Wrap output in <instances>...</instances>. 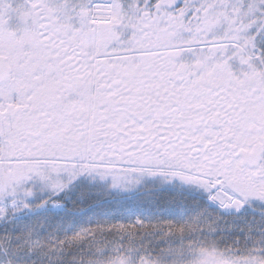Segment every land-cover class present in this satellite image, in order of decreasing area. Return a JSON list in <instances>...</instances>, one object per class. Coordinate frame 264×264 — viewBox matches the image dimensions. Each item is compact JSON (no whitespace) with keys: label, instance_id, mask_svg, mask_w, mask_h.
Instances as JSON below:
<instances>
[{"label":"snow or ice","instance_id":"obj_1","mask_svg":"<svg viewBox=\"0 0 264 264\" xmlns=\"http://www.w3.org/2000/svg\"><path fill=\"white\" fill-rule=\"evenodd\" d=\"M0 264H264V0H0Z\"/></svg>","mask_w":264,"mask_h":264}]
</instances>
